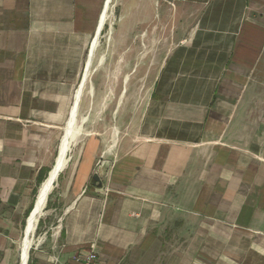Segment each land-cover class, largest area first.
I'll return each mask as SVG.
<instances>
[{"label": "crops", "instance_id": "obj_1", "mask_svg": "<svg viewBox=\"0 0 264 264\" xmlns=\"http://www.w3.org/2000/svg\"><path fill=\"white\" fill-rule=\"evenodd\" d=\"M112 1L0 0V264L19 259L79 86L62 212L31 264H264V0ZM106 26L90 75L118 58V98L112 82L84 100Z\"/></svg>", "mask_w": 264, "mask_h": 264}, {"label": "bare ground", "instance_id": "obj_2", "mask_svg": "<svg viewBox=\"0 0 264 264\" xmlns=\"http://www.w3.org/2000/svg\"><path fill=\"white\" fill-rule=\"evenodd\" d=\"M107 2L110 3L111 0H107ZM107 10L108 9L106 7L102 14L100 25H99L100 30L102 29L103 24L106 22L108 18ZM97 45H98V41L97 39L96 40L94 39V41L91 43L90 55L88 56L87 61H86V67L84 70L85 72L83 74L82 85H84L85 82H87L88 80V77L90 74V66H91V62L93 59L92 54H93L94 49L97 47ZM102 58H100V61H99L100 63L103 60ZM82 90L83 89H81V87L79 86V88L75 92V95L73 96L74 102L70 110V115L67 121L65 135L63 136L60 142L58 154L56 156L54 164L52 168L50 169V171L48 172L50 173V176L48 178V174H47L45 180L42 182V184L38 188L39 190L36 195L37 202H36L35 208L31 212V215L25 221L26 223H25V227L23 230L22 239L20 242L19 264H28V261L30 258L29 252L32 246L35 244V232L37 229V225L39 223V220L43 216V213L45 212V208L47 205L49 195L51 194V192L53 191V188L56 185L55 183L58 179V176L60 175L61 171L65 168L67 164V161H68L67 154L69 152L71 144L73 143V140L81 133V126L77 123V109H78V102L81 97Z\"/></svg>", "mask_w": 264, "mask_h": 264}, {"label": "rangeland", "instance_id": "obj_3", "mask_svg": "<svg viewBox=\"0 0 264 264\" xmlns=\"http://www.w3.org/2000/svg\"><path fill=\"white\" fill-rule=\"evenodd\" d=\"M115 1L116 0H113L111 3V10H110L111 12L113 11ZM108 29L109 28L106 26L101 37H100V40L98 42V47L100 49L106 48V45H107L106 36L108 34ZM99 61H100V59H99ZM106 61L98 72H96L95 74H91V75L89 74V77H88V80L86 83V89L84 90V100L90 99L89 88L91 87V85L95 86V93H94L95 97H98V96L104 97V96H106L107 88L110 87L111 84H113L112 82L115 83V90L113 91V93L116 95L115 98L116 99L118 98L119 93L116 94V92H117L116 87L119 86L120 82H122V75L118 74L117 72H113L112 67L113 66L117 67L120 60L118 58L117 59L115 58L114 63L112 61H109V62H106ZM108 66H109V68H107ZM113 78H115V80H113ZM91 109H92V107H90L89 113L97 114L99 120H100V117H102L104 115L105 116L108 115V111L103 110V108H101V107H99L96 111H91ZM105 121H106V119H105ZM104 125H106V122H104V121L103 122L102 121L88 122L86 124L85 128L87 130H90V131L91 130L99 131L102 128V126H104ZM68 157H69V153L67 155V158ZM63 172H64V170H63ZM62 173L58 177V179L55 183L56 185L53 188V191L51 192V194L49 195L47 205L45 208V212L43 213V216L39 220V221H41V226L38 227V225H37V229L35 232V244L32 246V248L29 252V257H31V258H34L36 253H38V250L41 247L42 243L45 242L44 232L47 230V228L53 222H55V215H59L62 212L61 211L62 209H59V211L56 214H55V212H52L53 209L58 208V207L60 208V206H58V203H57V194H58V184L60 183ZM23 228H22V230H23ZM21 238H22V235H21ZM21 238L18 242V249H20ZM36 238H37V240H36ZM19 253H20V251H19ZM28 263H29V261H28ZM16 264H19V259H18Z\"/></svg>", "mask_w": 264, "mask_h": 264}, {"label": "built area", "instance_id": "obj_4", "mask_svg": "<svg viewBox=\"0 0 264 264\" xmlns=\"http://www.w3.org/2000/svg\"><path fill=\"white\" fill-rule=\"evenodd\" d=\"M70 264H97V256L90 250L85 254H77L72 257Z\"/></svg>", "mask_w": 264, "mask_h": 264}, {"label": "water", "instance_id": "obj_5", "mask_svg": "<svg viewBox=\"0 0 264 264\" xmlns=\"http://www.w3.org/2000/svg\"><path fill=\"white\" fill-rule=\"evenodd\" d=\"M62 172V171H61ZM50 176V173H48V178ZM59 177V176H58ZM91 185L95 188V191L99 192V193H102V191H100L101 187H102V184H101V181H100V178L97 174H94L92 176V180H91ZM39 190V189H38ZM36 200L34 201V204H33V207H32V210L31 212L34 210L35 208V205H36V202H37V197H35ZM31 212L29 213L28 217L31 215ZM27 217V218H28ZM27 220V219H26Z\"/></svg>", "mask_w": 264, "mask_h": 264}, {"label": "trees", "instance_id": "obj_6", "mask_svg": "<svg viewBox=\"0 0 264 264\" xmlns=\"http://www.w3.org/2000/svg\"><path fill=\"white\" fill-rule=\"evenodd\" d=\"M49 171H50V170H45V171H42V172H41V174H40V176H39V178H38V187H39V186L42 184V182L45 180V178H46V176H47V174H48ZM36 194H37V190L34 191V196H36ZM31 209H32V207H31V208L29 209V211L27 212V216H26V218L28 217V215H29ZM40 226H41V221H39V224H38V227H40ZM28 264H31L30 261H29Z\"/></svg>", "mask_w": 264, "mask_h": 264}]
</instances>
